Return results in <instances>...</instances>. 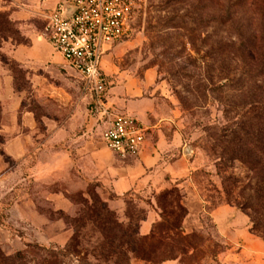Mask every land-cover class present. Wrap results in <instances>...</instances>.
Wrapping results in <instances>:
<instances>
[{
  "label": "rangeland",
  "instance_id": "obj_1",
  "mask_svg": "<svg viewBox=\"0 0 264 264\" xmlns=\"http://www.w3.org/2000/svg\"><path fill=\"white\" fill-rule=\"evenodd\" d=\"M62 1L0 0L22 98L0 100V264L56 261L42 246L70 249L59 264H264V0H135L103 104L43 36ZM31 36L48 59L13 60ZM122 114L147 128L139 155L102 141Z\"/></svg>",
  "mask_w": 264,
  "mask_h": 264
},
{
  "label": "built area",
  "instance_id": "obj_2",
  "mask_svg": "<svg viewBox=\"0 0 264 264\" xmlns=\"http://www.w3.org/2000/svg\"><path fill=\"white\" fill-rule=\"evenodd\" d=\"M136 11L135 0H64L46 15L44 38L82 77L99 104L106 92L103 58L130 36ZM101 137L121 158L139 155L148 142L147 128L127 114L109 120Z\"/></svg>",
  "mask_w": 264,
  "mask_h": 264
},
{
  "label": "crops",
  "instance_id": "obj_3",
  "mask_svg": "<svg viewBox=\"0 0 264 264\" xmlns=\"http://www.w3.org/2000/svg\"><path fill=\"white\" fill-rule=\"evenodd\" d=\"M30 39L31 40H30L29 46H14L13 47V50L9 52V55L13 60L25 64L29 61H32L33 59H36V58L48 59L45 56H42V55L37 56L36 55V53H37L36 47L38 45H39V47L41 46L40 41L34 39L33 36H31ZM48 46H49V48L51 47L50 45H48ZM12 79L13 78L8 74V72L4 71L3 69L0 70V100L2 101V100L7 99L9 101L11 107H13V109L16 110V109H19V107L21 105L22 98H21V96H19L20 93L16 92L15 89L13 88V80ZM25 117H27V116L25 115ZM26 119L27 118H24V120H26ZM17 139H19V136H13L11 141H16ZM189 209H190V213L187 217V220H185V222H184V227L187 231H190L192 229L190 226L189 220H188L189 217L190 216L194 217V216L200 214L202 211V204L199 201H195L194 204L191 207H189ZM247 250H248V245L247 246L245 245V250H243L241 252V255H244V253H246Z\"/></svg>",
  "mask_w": 264,
  "mask_h": 264
},
{
  "label": "trees",
  "instance_id": "obj_4",
  "mask_svg": "<svg viewBox=\"0 0 264 264\" xmlns=\"http://www.w3.org/2000/svg\"><path fill=\"white\" fill-rule=\"evenodd\" d=\"M1 44L2 43L0 42V47H1ZM252 222H253L252 229L255 230V231H259V223H258V221L253 220ZM131 243L133 244V242H131ZM131 243L129 244V246L131 248L130 251H131V253L136 254L137 251H138V248H136L135 246L131 245ZM29 247H32V246H29ZM41 249L43 251H45L46 253H48L52 260H56V261H52V263H50V264H59V262H58L59 257H65V256H67L70 253V249L69 248L60 249L57 253L53 252V250H51L47 246H42ZM20 258H25V257H23L22 253H17L15 256L12 257L11 260L20 261Z\"/></svg>",
  "mask_w": 264,
  "mask_h": 264
}]
</instances>
